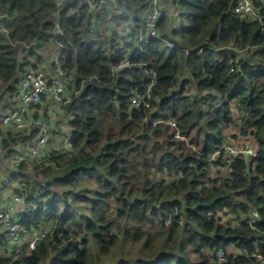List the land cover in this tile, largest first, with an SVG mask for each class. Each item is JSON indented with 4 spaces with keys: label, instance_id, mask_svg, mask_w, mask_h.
Here are the masks:
<instances>
[{
    "label": "trees",
    "instance_id": "16d2710c",
    "mask_svg": "<svg viewBox=\"0 0 264 264\" xmlns=\"http://www.w3.org/2000/svg\"><path fill=\"white\" fill-rule=\"evenodd\" d=\"M235 2L171 0L167 7L180 13L181 24L172 27L168 19L160 24L161 35L174 43L171 48L162 38L140 47L125 39L121 45L116 39L102 41L92 30L89 7L77 3L62 12L63 34L54 36L56 0H0V14L16 15L9 35L0 33V91L13 90L17 82L23 42L62 44L63 66L74 73L78 90L63 107L72 129L68 153L52 152V167L47 160L32 169L19 167L36 206L23 222L33 228L55 220L65 233L43 240L18 260L0 258V264H44L52 251L50 264H90L94 249L108 255L121 238L144 241L145 247L167 232L172 238L183 219L181 244L151 260L117 264H213L210 254L218 249L235 262L254 253L264 257V5L260 18L249 22L232 11ZM121 4L115 21L131 15L138 21L148 9L146 0ZM234 44L256 48L263 53L256 58L262 59L247 60L238 69L220 57H237ZM125 56L131 65L114 73L112 67ZM185 67L201 98L190 95L188 79L180 81ZM148 71L157 74L151 108L131 109L133 91L150 82ZM37 132L8 134L4 150L8 143L31 142ZM177 132L183 139L175 137ZM230 135L252 142L259 157L251 159L250 172L246 162L236 160L230 178H213L208 157ZM175 175L178 182H167ZM254 208L261 213L256 229L244 222L229 226L217 216L227 209L248 217Z\"/></svg>",
    "mask_w": 264,
    "mask_h": 264
},
{
    "label": "built area",
    "instance_id": "2783aa9c",
    "mask_svg": "<svg viewBox=\"0 0 264 264\" xmlns=\"http://www.w3.org/2000/svg\"><path fill=\"white\" fill-rule=\"evenodd\" d=\"M146 1L148 9L138 21L135 20L134 15H131L128 20L115 21L114 18L122 13L121 0H56L57 8L51 20L54 24V36L63 34L62 12L77 3L78 6L89 7L92 12V30L102 36V41L106 38L116 39V43L121 45L124 43L122 40L124 38L125 41H130L140 47L153 38H162L166 47L173 48L174 43L161 35L160 24L163 19L172 20L180 17V13L167 7L164 0ZM260 5H264V0H236L232 11L250 22L260 18L258 13ZM15 18V14L7 12L0 14L1 34L9 35V25L15 21ZM23 46L25 50L19 54L17 82L13 85V90L7 88L0 92L2 96L0 100V150H4V140L8 134H30L34 129H38L32 142L26 145L20 143L21 146H13L7 150L10 170L4 171L0 168V258H12L13 260H18L28 252L35 250L43 240L50 236L57 234L61 238L65 233L64 228L58 230L60 224L55 220L43 221L33 228H29L23 222V217L36 209V206L30 200L31 195L26 182H20L22 177L19 167L24 164L31 167L38 161L47 160L46 158L53 152L50 144L53 142L55 127L43 116L36 117V114L41 112L42 106L49 105L50 109H61L78 93L74 83V73L67 71L62 63V44L55 42L51 45L36 47V42H23ZM234 46L232 48L238 50L237 57L232 55L220 57L227 59L232 65L236 63L237 68L240 69L248 59L247 54H241L247 48L241 49L236 44ZM35 47L38 55L31 53ZM110 51L113 56L116 49L111 48ZM125 57L120 65L112 67L114 73L131 65L129 57ZM148 73L150 76L148 86L143 91L135 90L132 93L129 103L131 109L151 108L157 74L155 71H148ZM233 112L240 122L241 116L237 106H233ZM168 124L172 128L177 127L175 120H169ZM175 137L183 139L179 132ZM257 157H259L257 149L252 142L230 135L222 148L215 150L208 157L211 176L230 178L233 173L232 165L236 160L246 162L249 167L248 172H250L251 159ZM252 168L254 169L255 166ZM168 177L166 180L170 183H176L179 180V175ZM217 216L221 223L229 226H239L244 222L256 228V223L261 221V213L257 208H254L248 217L244 215L238 217L227 209ZM170 224V220L167 221V226ZM210 255L213 264H264V257L259 253L248 255V260L244 262H235L225 249H218Z\"/></svg>",
    "mask_w": 264,
    "mask_h": 264
},
{
    "label": "rangeland",
    "instance_id": "374dc122",
    "mask_svg": "<svg viewBox=\"0 0 264 264\" xmlns=\"http://www.w3.org/2000/svg\"><path fill=\"white\" fill-rule=\"evenodd\" d=\"M172 8L175 9L174 6H172ZM176 12L179 13L178 11H176ZM174 14H175V12H174ZM171 21H172V25H173L172 27H179L180 22H181V17H175ZM123 39L124 38H122V40ZM258 53H260V55L263 54L261 51L260 52H259V50L257 51L256 48H254V49L251 48V49H247L246 51L242 52L241 54H247V56H248L247 60L250 61L251 63H253V61H257L259 59H262V58H259V59L256 58V57H258ZM221 56H224V54ZM254 58H256V59H254ZM186 79H188V81H189L188 85H186V86L190 90V92H189L190 95L193 97L198 96L199 98H201L202 94L198 91L197 87L192 82L191 77L189 76L187 67H185L182 75L180 76V81H184ZM1 99H2V96L0 95V100ZM2 110H6V109L2 108ZM51 110H53V108H51ZM57 140L58 139L55 138L54 141L57 142ZM60 141H62V139ZM65 143L67 144L66 140H65ZM68 151L69 150H66L63 148H59V149L57 148V150H55L56 153H60V152L61 153H68ZM47 162H48L47 165H49V167H52L55 164V162L51 158H48ZM30 169H32V166L30 167ZM35 175L40 179L43 177L40 175L39 171H35ZM21 181L26 182V180H23V178L21 179ZM53 189H55L57 191L61 190L59 187H54ZM73 197L74 196H71L70 199H72ZM130 224H132V223H130ZM184 224H185V219H183V221L181 222V224H180L181 226L179 227L178 233L176 235H174L172 238H170L169 232H167L164 235L160 236L151 247H145L144 241H141V242L135 244V243L125 242V240L123 238H121L118 241V243L111 248L108 255H103L94 249L92 251L94 257L91 259L90 264H117L118 262H120L122 260H127L130 263H135L138 260H151L153 258V256L157 257L159 253L166 252V251L168 252V251H170L171 247L178 246L179 244H181V242L183 241V239L185 237ZM254 229H256V228H254ZM234 249H235V247H232L230 250L236 251V249L235 250ZM231 252L232 251H230V253ZM236 252L239 253L238 251H236ZM53 257H54V253L52 251L49 255V258L47 259V261L44 264H50L51 259Z\"/></svg>",
    "mask_w": 264,
    "mask_h": 264
},
{
    "label": "crops",
    "instance_id": "0c3cea01",
    "mask_svg": "<svg viewBox=\"0 0 264 264\" xmlns=\"http://www.w3.org/2000/svg\"><path fill=\"white\" fill-rule=\"evenodd\" d=\"M171 3V0L169 1ZM170 3H166L167 5ZM170 8V7H169ZM172 10H174L176 12L175 9L170 8ZM181 17V16H180ZM181 24V22H180ZM5 95L3 94V97ZM38 116H43L44 119L48 120L52 125H54V131H55V135L53 138V142H51L50 144V148L53 152H55V150H57V148H63L66 150H70L71 149V145H70V137H71V133H72V129L70 128L68 121L70 116L68 114H66L65 110H63V108H53V110L50 109L49 105H43L41 108V112L36 114V117ZM27 135V134H24ZM55 138H57V142H55ZM62 139V141H60ZM34 140V138H33ZM32 140V141H33ZM65 140L67 141V144L65 143ZM31 141V142H32ZM26 145V143L24 144ZM13 146H21V144L19 142L16 143H12V144H7V148L5 150H0V168L4 171H9L10 166L8 161V154L9 152L7 151L10 147ZM55 149V150H54ZM23 178V177H22ZM20 182H24V181H20Z\"/></svg>",
    "mask_w": 264,
    "mask_h": 264
},
{
    "label": "water",
    "instance_id": "95a60500",
    "mask_svg": "<svg viewBox=\"0 0 264 264\" xmlns=\"http://www.w3.org/2000/svg\"><path fill=\"white\" fill-rule=\"evenodd\" d=\"M170 0H164L165 3H169Z\"/></svg>",
    "mask_w": 264,
    "mask_h": 264
}]
</instances>
